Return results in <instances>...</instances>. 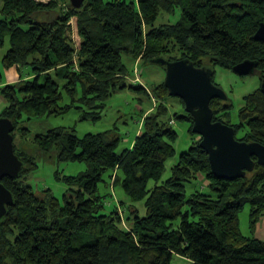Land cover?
Segmentation results:
<instances>
[{"label":"trees","instance_id":"obj_1","mask_svg":"<svg viewBox=\"0 0 264 264\" xmlns=\"http://www.w3.org/2000/svg\"><path fill=\"white\" fill-rule=\"evenodd\" d=\"M0 1V48L10 43L1 64L20 73L32 69V79L17 84H4L0 73V97L6 103L0 119L13 122L15 154L23 162L19 177L0 181L14 197L0 220V264H172L175 257L190 264H264V240L255 238L264 216V166L254 158L252 173L221 180L212 173L200 138L159 185L167 161L176 155L172 119L189 122L190 134L199 136L186 111L170 113L167 103L173 97L164 82L148 93L126 81L131 73L124 62V56L149 64L163 58L201 67L211 59L231 70L249 60L258 63L264 79V44L255 38L264 23V0H86L80 9L71 3L62 7L64 0ZM177 14L175 24H157L161 16ZM73 18L78 20L79 48L71 37ZM127 88L158 101L144 114L132 146L119 153L122 139L113 130L83 139L64 129L35 135L32 144L38 152L89 168L64 177L68 189L63 202L51 189L37 195L28 183L39 169L37 157L16 146L18 133L30 136L21 126L24 118L30 122L76 109L87 110L83 120H98L112 95ZM65 97L70 102L62 106ZM232 107L212 100L214 121L232 126L237 140L264 146L261 90L245 97L235 125L229 121ZM114 172L120 176H111L113 186H121L132 204L106 212L99 185ZM57 178L61 180L59 173ZM151 181L156 183L152 189ZM196 182L201 189H191ZM142 201L143 216L135 206ZM246 207L251 237L240 229Z\"/></svg>","mask_w":264,"mask_h":264},{"label":"rangeland","instance_id":"obj_2","mask_svg":"<svg viewBox=\"0 0 264 264\" xmlns=\"http://www.w3.org/2000/svg\"><path fill=\"white\" fill-rule=\"evenodd\" d=\"M40 3H49L51 0H35ZM138 1V0H136ZM68 2V3H67ZM0 1V8L3 6ZM70 5L69 0H64L61 2V6L67 8ZM179 19V14L175 17H165L161 16L157 24L160 25L163 21L174 23ZM76 18L71 20V37L74 40L76 47L79 48L80 37L77 31ZM10 49V43L7 40L3 48H0V73L4 75L5 69L1 64L2 58L5 56L7 51ZM206 63H211V59H206ZM124 62L129 69L130 75L126 76L127 82L133 85L143 86L148 93H152L154 86L165 82L166 71L163 67L156 64L142 63L140 59L133 62L128 56H124ZM143 69V74L142 70ZM11 70V69H10ZM24 73L20 74V79L12 84L19 83L22 79H32V69H23ZM215 83L227 94L233 107L230 112L231 124H238L239 113L241 109L245 106V97L253 94L261 88V81L259 74H253L251 76L240 77L237 76L231 70L225 69L222 66H217L215 68ZM20 73V70L18 69ZM35 78V77H33ZM4 79H7L5 75ZM41 84L45 82V76L40 80ZM4 83V82H3ZM144 92V91H143ZM151 98L145 93L140 94L129 88L125 90H120L116 92L108 100L105 109L103 111L102 117L98 120L88 119L83 120L84 112L87 110H76L72 109L69 112L61 116H51L46 118H36L30 122L26 121L24 118L21 126L28 128L30 130V136L27 139L21 137L20 133L16 135V146L19 150H23L31 155L34 152L35 157H37V163L39 169L34 172L28 179V183L32 185L33 189L40 195L41 192L51 189L53 195L63 202V196L68 189L64 177H77L88 171V166L85 163H74V162H61L59 161L57 154L52 153L48 155H43L38 152L32 141L37 134H45L53 129H64L74 133L79 139H83L88 134H101L113 130L122 139L118 152L121 153L124 149L132 146L138 133L142 130V121L144 117L150 114L157 105V100L150 95ZM5 102V100H4ZM70 100L65 97L62 102V106L67 105ZM170 113H185V106L182 104L181 99L172 98L167 103ZM5 105L1 109L3 112ZM1 112V113H2ZM0 113V114H1ZM145 114V116H144ZM227 120V119H225ZM174 122L175 130L178 134L176 141L173 143L176 155L169 159L165 165V171L162 176V180L159 185L167 181L172 175L173 167L178 163L181 154L186 153L191 148L194 140H199L201 137L193 138L190 134L191 124L187 121L184 122ZM172 123V122H171ZM243 133L239 134L242 137ZM57 173L61 177V180L57 178ZM118 172L107 173L104 176L105 182L99 185L100 194L105 197V211H113L116 207L121 205H129L132 202L128 199L125 192L122 190L121 186L117 185L114 187V182L111 180V176ZM120 176V175H119ZM156 183L151 181L149 184L150 189L155 187ZM193 190L201 189V182H196L192 188ZM193 190H189L191 193ZM135 206L140 210L141 215H145L144 202L135 203ZM250 208L246 207L241 212L239 217L240 229L244 236L251 237L253 235L250 229ZM172 264H183V262L177 257L174 258Z\"/></svg>","mask_w":264,"mask_h":264},{"label":"water","instance_id":"obj_3","mask_svg":"<svg viewBox=\"0 0 264 264\" xmlns=\"http://www.w3.org/2000/svg\"><path fill=\"white\" fill-rule=\"evenodd\" d=\"M86 0H70L71 6L80 9ZM264 44V23L255 36ZM166 69L165 87L169 95L179 98L185 111L194 122L193 133L201 137V148L206 151L214 176L221 180L234 181L252 173L257 163L264 166V146L236 139L232 126L214 122L212 100H227L226 93L213 82L212 70L197 68L188 60L169 62L163 58L154 61ZM258 63L244 61L233 68L239 76L253 75ZM264 94V82L261 85ZM15 126L9 119H0V181L20 176L23 162L15 154L13 132ZM12 193L0 183V220L7 215V207L13 205Z\"/></svg>","mask_w":264,"mask_h":264},{"label":"crops","instance_id":"obj_4","mask_svg":"<svg viewBox=\"0 0 264 264\" xmlns=\"http://www.w3.org/2000/svg\"><path fill=\"white\" fill-rule=\"evenodd\" d=\"M24 72L25 70L19 73L17 68H12L11 70H5V73L3 75L4 84H12V83L17 82V79L18 78L20 79L21 77L20 74ZM5 75L7 76V79H4ZM4 105L6 107V103L4 102L2 97H0L1 109L3 108ZM1 109H0V113L2 112ZM140 132L138 133V135L140 134ZM255 238L259 240H264V216L260 219L259 223L257 224L256 231H255ZM177 258L180 259L183 262V264H190L189 261L184 258H181V257H177Z\"/></svg>","mask_w":264,"mask_h":264},{"label":"flooded vegetation","instance_id":"obj_5","mask_svg":"<svg viewBox=\"0 0 264 264\" xmlns=\"http://www.w3.org/2000/svg\"><path fill=\"white\" fill-rule=\"evenodd\" d=\"M259 30V29H258ZM257 33V32H256ZM195 66V65H194ZM217 66H220V65H213V63H206V61H205V64L203 65V66H201V67H197V66H195V67H197V68H205V69H207V70H212V72L214 73V75H213V82L215 83V80H214V76H215V73H216V71H215V68L217 67ZM237 66V65H236ZM235 67V66H234ZM233 67V68H234ZM233 68L231 69V71L233 72ZM263 71H261L259 68H258V66H257V69L255 70V72H254V74H259V78H260V81H261V85H262V83L264 82V79L261 77V73H262ZM237 75V74H236ZM237 76H239V75H237ZM251 76V75H250ZM240 77H246V76H240ZM215 85L216 86H218L216 83H215ZM219 87V86H218ZM220 88V87H219ZM221 89V88H220ZM259 90H261V88L259 89ZM258 91V90H257ZM262 92V91H261ZM227 95V94H226ZM228 97V96H227ZM216 100H219L221 103H222V105H223V103L224 104H226V103H229V104H232L231 103V101H230V99L228 98L227 100H220V99H216ZM233 106V105H232ZM231 112V111H230ZM226 121V120H225ZM229 121H231L230 120V118H229ZM214 122H218V121H214ZM221 123H223V122H221ZM225 124V123H224ZM227 125V124H226Z\"/></svg>","mask_w":264,"mask_h":264},{"label":"built area","instance_id":"obj_6","mask_svg":"<svg viewBox=\"0 0 264 264\" xmlns=\"http://www.w3.org/2000/svg\"><path fill=\"white\" fill-rule=\"evenodd\" d=\"M172 125H174V122L172 121Z\"/></svg>","mask_w":264,"mask_h":264}]
</instances>
